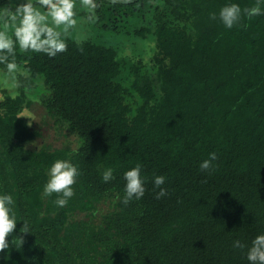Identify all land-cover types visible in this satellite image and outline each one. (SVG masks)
<instances>
[{
    "label": "trees",
    "instance_id": "trees-1",
    "mask_svg": "<svg viewBox=\"0 0 264 264\" xmlns=\"http://www.w3.org/2000/svg\"><path fill=\"white\" fill-rule=\"evenodd\" d=\"M97 3L111 28L117 14L142 21L133 34L152 36L147 58L66 37L55 57L17 45L16 71L0 64L16 82L0 96V195H12L17 221L0 264H249L264 234V15L227 29L210 14L255 0ZM34 93L76 147L34 144L40 132L22 115ZM58 159L80 172L62 208L43 195ZM137 164L145 194L124 205L123 175Z\"/></svg>",
    "mask_w": 264,
    "mask_h": 264
},
{
    "label": "clouds",
    "instance_id": "clouds-1",
    "mask_svg": "<svg viewBox=\"0 0 264 264\" xmlns=\"http://www.w3.org/2000/svg\"><path fill=\"white\" fill-rule=\"evenodd\" d=\"M110 3H127L130 0H109ZM262 0H255L251 7H241L236 3L224 5L217 16L210 14V19L219 21L227 29L241 25L242 17L251 20L254 17L264 15L261 8ZM81 8L87 11V20L95 22L96 9L99 7L97 0H79ZM76 0H36L34 5L31 0L16 5L10 19L19 23L15 27L14 37L8 36L6 31H0V64H4L9 73L17 69L15 63L16 46L24 52L43 53L49 57H55L59 53L67 51V44L62 38L70 30L77 27ZM43 9V11H41ZM243 26V25H241ZM11 57V60H10ZM27 147V146H25ZM217 159L215 152L209 154V158L199 165L201 171L212 169V162ZM80 175L78 168L67 160H56L48 170V180L44 185L43 195L51 196L56 194L54 204L57 207H65L68 201L74 196L73 185ZM104 182L114 179L113 170L108 168L102 175ZM123 179L125 180V195L121 203L128 205L133 199L140 200L145 194L144 180L141 178V166L127 170ZM165 183L164 176H156L153 180L154 188L160 189L156 193V199L167 194V190L161 187ZM14 200L11 194L0 195V252L8 247V237L16 230L17 221L12 214ZM20 231L29 232L27 222H23ZM233 247L244 249L245 245L239 240L233 242ZM246 258L249 264H264V234L257 235L248 247Z\"/></svg>",
    "mask_w": 264,
    "mask_h": 264
},
{
    "label": "rangeland",
    "instance_id": "rangeland-1",
    "mask_svg": "<svg viewBox=\"0 0 264 264\" xmlns=\"http://www.w3.org/2000/svg\"><path fill=\"white\" fill-rule=\"evenodd\" d=\"M26 0H0V31H6L8 36L13 39L14 30L19 21L12 22L10 17L14 13L16 5ZM36 5V0H31ZM43 11V9H41ZM76 19L77 27L70 30L62 38L75 37L76 39L92 38L99 42L116 46L120 51L127 55L147 58L152 50V36L137 37L133 34V29L142 23L141 20L130 18L128 22L120 21L119 14L116 15L118 24L117 28H111L110 24H114L110 15L105 14L104 17L98 16L96 9L95 22L87 20V11L80 7L79 0H76ZM0 69V96L4 89H8L12 94L16 91V82ZM31 105L22 111L30 125L36 128L40 135L36 137L34 144L46 145L51 148H59L64 146L76 147L78 143L77 136L66 126H61L51 117L40 97L37 93L31 94ZM104 208L107 204L103 205Z\"/></svg>",
    "mask_w": 264,
    "mask_h": 264
},
{
    "label": "water",
    "instance_id": "water-1",
    "mask_svg": "<svg viewBox=\"0 0 264 264\" xmlns=\"http://www.w3.org/2000/svg\"><path fill=\"white\" fill-rule=\"evenodd\" d=\"M130 1H133V0H130Z\"/></svg>",
    "mask_w": 264,
    "mask_h": 264
},
{
    "label": "flooded vegetation",
    "instance_id": "flooded-vegetation-1",
    "mask_svg": "<svg viewBox=\"0 0 264 264\" xmlns=\"http://www.w3.org/2000/svg\"><path fill=\"white\" fill-rule=\"evenodd\" d=\"M5 1H7V0H5Z\"/></svg>",
    "mask_w": 264,
    "mask_h": 264
}]
</instances>
